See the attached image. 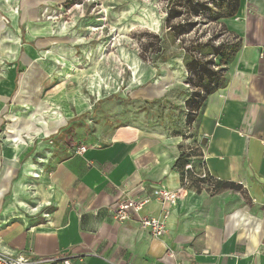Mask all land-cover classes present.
<instances>
[{"label": "crops", "instance_id": "1", "mask_svg": "<svg viewBox=\"0 0 264 264\" xmlns=\"http://www.w3.org/2000/svg\"><path fill=\"white\" fill-rule=\"evenodd\" d=\"M222 12L220 24L242 47L196 126L183 128L206 138L203 163L216 188L179 191L175 164L191 140L155 114L93 132L65 157L41 155L39 188L23 196L37 157L3 139L0 121V251L54 264H264V0H238ZM18 81L17 71L14 89ZM157 189L179 198L153 199L123 223L112 218L115 202ZM166 207L162 237L140 229L141 218H160Z\"/></svg>", "mask_w": 264, "mask_h": 264}, {"label": "rangeland", "instance_id": "2", "mask_svg": "<svg viewBox=\"0 0 264 264\" xmlns=\"http://www.w3.org/2000/svg\"><path fill=\"white\" fill-rule=\"evenodd\" d=\"M177 3L0 0L2 138L37 157L23 196L38 190L33 179L44 173L37 163L46 152L65 157L93 132L144 116H178L186 58L166 22ZM154 35L162 39L159 56L147 47ZM160 99L169 103L162 111L148 103Z\"/></svg>", "mask_w": 264, "mask_h": 264}, {"label": "trees", "instance_id": "3", "mask_svg": "<svg viewBox=\"0 0 264 264\" xmlns=\"http://www.w3.org/2000/svg\"><path fill=\"white\" fill-rule=\"evenodd\" d=\"M177 2V8L167 14L166 22L174 34V41L179 43L178 47L186 58L185 88L183 92L177 93L176 98L181 102L174 110L178 112V116L169 114L159 119L169 129H173V133L184 135L185 139L191 140L175 164L183 178L187 164L193 163L196 170L204 166L200 139H195L192 134L185 135L184 125L185 129L187 127V133L188 128L196 126L208 97L223 86L229 64L242 45L240 38L220 24L225 17L222 11L234 10L238 0H177ZM219 24L221 29L216 31ZM228 34L233 38L230 39ZM152 38L154 42L147 47L153 52L152 56H159L163 51L162 39L158 35ZM165 101L160 99L148 103L160 107L157 109L162 111V104ZM209 182L215 189L214 181L210 179ZM201 183L192 178L189 189L202 191ZM217 185L227 186L223 182Z\"/></svg>", "mask_w": 264, "mask_h": 264}, {"label": "built area", "instance_id": "4", "mask_svg": "<svg viewBox=\"0 0 264 264\" xmlns=\"http://www.w3.org/2000/svg\"><path fill=\"white\" fill-rule=\"evenodd\" d=\"M221 29L220 24L216 26V31ZM229 35V34H228ZM230 39L233 36H228ZM201 142V141H200ZM204 150V146H202V152ZM86 152L85 147H81L77 154H83ZM194 178L201 183L202 190H214V186L210 184L209 180L211 179L209 176L208 171L206 170L205 166L196 170L194 168L193 163H189L185 167V174L182 178V185L179 191H195L189 189L191 185V179ZM179 191L171 192L165 189H157L155 190L152 195L139 199H122L115 202L111 206V215L112 218L118 222L123 223L131 218L132 215L137 214L140 212L146 205L151 203L153 199L160 201L162 204L172 205L174 204L179 198ZM167 208V207H166ZM160 218H141L139 220V226L141 230L149 231L152 236L156 238L162 237L166 233V219L169 215L168 208L166 209ZM58 260L55 258H34L30 255H16L12 253H6L0 251V264H54ZM65 264H71L69 261H64Z\"/></svg>", "mask_w": 264, "mask_h": 264}, {"label": "water", "instance_id": "5", "mask_svg": "<svg viewBox=\"0 0 264 264\" xmlns=\"http://www.w3.org/2000/svg\"><path fill=\"white\" fill-rule=\"evenodd\" d=\"M206 141H207L206 138H203V140L201 141V145L205 146L206 145Z\"/></svg>", "mask_w": 264, "mask_h": 264}]
</instances>
